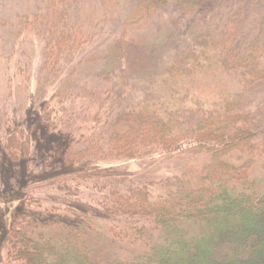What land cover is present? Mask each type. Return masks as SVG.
<instances>
[{"label":"trees","instance_id":"trees-1","mask_svg":"<svg viewBox=\"0 0 264 264\" xmlns=\"http://www.w3.org/2000/svg\"><path fill=\"white\" fill-rule=\"evenodd\" d=\"M28 1L32 6L36 0ZM124 1L135 5L129 26L144 30L168 9L198 13L205 0ZM86 2L52 0L45 17L32 9L19 14L20 24L40 27L45 34L46 63L59 76L96 40L94 28L75 19ZM241 22L234 18L220 24L218 36L201 33L186 53L159 68L146 66L138 72L134 67L119 77L107 68L105 92L112 99L95 115L89 103L82 104L81 127L80 111L68 104L81 95L67 91L47 101L35 127L19 125L17 114L10 112L1 118L0 111V147L18 167L27 161L34 177L0 246L7 263L264 264V188L258 177L264 161V107L256 110L252 99L253 93L264 91V27L253 36ZM112 55L119 59L116 47ZM28 72L21 68L25 82L32 78ZM231 77L235 85H229ZM99 92L105 94L95 91L92 99ZM74 124L78 132L61 130ZM87 138L90 145L79 149ZM59 139L62 147L53 154L49 145ZM149 159L161 170L142 175L116 163ZM171 160L185 161L187 167L167 174ZM40 166L50 172L42 180L36 176ZM3 174V194L16 192L14 174L10 180ZM40 182L69 190L68 197L79 204L96 200L109 218L133 226L132 233L117 236L142 240L147 226L140 222L145 220L169 233L133 259L96 257L89 243L93 218L58 230L59 220L44 221L30 210L48 203L37 192ZM85 187L94 191L88 202ZM66 209L84 216L76 207ZM188 220L198 222V233L184 227Z\"/></svg>","mask_w":264,"mask_h":264},{"label":"rangeland","instance_id":"rangeland-1","mask_svg":"<svg viewBox=\"0 0 264 264\" xmlns=\"http://www.w3.org/2000/svg\"><path fill=\"white\" fill-rule=\"evenodd\" d=\"M51 4L52 0H36L33 1L32 6L28 0H0V17L4 22H0V66L3 69V75L0 78L1 118L9 112L10 115L17 114L19 125L27 123L29 128L37 125L39 111L59 91L81 95L80 100L73 99L68 102L70 106L74 105L80 111L77 114L80 127L84 117L82 104L89 103L88 105L94 109V112H91L93 115L96 110H101L102 107L105 109V106L109 105L106 101L111 97L106 95L105 91L109 82L103 76L109 67L117 76H121L124 72H131L134 67L136 71L146 66L159 68L171 63L178 55L186 53V49L201 33H215L218 36L219 25L234 18L241 20L244 28L252 35H257L264 27V0H205L202 10L194 14L182 12L179 9H168L154 18L144 30L129 26L131 12L135 7L133 3L124 0H87L75 19L94 28L96 40L85 53L78 54L76 59L69 64L65 74L59 76L46 63L45 34L41 33L40 27H37V30L36 27L27 29L20 24L19 18V14L28 9H32L33 13L40 12L45 17ZM92 16L96 19L89 21ZM127 31H129L128 41L123 43V37ZM122 43L124 47H121ZM115 47L118 50L119 59L112 55ZM120 47L123 49L120 50ZM143 60L148 63L143 64ZM21 68L32 74L30 82L24 81ZM11 77L14 79L11 80ZM229 80H231L229 85H235L232 77ZM101 90L105 94L95 93L92 99L91 94ZM120 92V90H115L116 94ZM252 96L253 103L257 105L256 110L260 106L263 108L264 91L253 93ZM94 100L95 104H93ZM73 128L77 131L78 127L74 124L63 127L61 130L69 134V132H74ZM88 138L77 147L82 149L89 146ZM103 142L106 143L108 140L104 139ZM61 147L60 139L49 145L53 154H57ZM0 150H2L0 151V220L9 221L6 223L3 220L0 221L1 246L5 235L16 220L17 207L24 200L25 194L29 192L27 184L34 177H32L33 174L30 172L27 161L20 163L18 167L3 148L0 147ZM170 162L165 166L169 167L165 171L167 174L183 171L187 167L185 161L171 160ZM116 163L140 171L142 175L148 170H161V165L154 166L155 162L150 159L133 160V162L117 160ZM39 168L41 170L36 176H41L40 180L43 179L42 176L50 174L42 166ZM2 172L9 180L14 174L16 177H13L14 187H18L16 192L3 194L5 189H1V184L5 181V177ZM258 177L262 179L261 184L264 188V161L260 166ZM37 187L39 196H42L49 204L46 202L47 205L44 208H36V206L30 210H33L44 221L59 220L58 230L64 229L63 224L65 223L76 226L86 221L87 217L93 218L89 243L96 257L108 260L133 259L150 250L153 245L164 241L169 233L165 228L156 227L152 220H145L140 222V226L144 224L147 226L142 240L134 241L133 238L117 236V232L126 234L125 232L130 231L132 233L133 226L126 221L109 218L96 200L92 203L79 204L80 202L72 200L71 196L68 197L69 190L63 192L62 189L43 182H40ZM85 191L88 193L85 195V201L93 200L94 191L86 187ZM22 197L23 200H21ZM56 203L61 205V209H54ZM67 207H76L78 211L84 213L83 218L73 211L69 212ZM184 227L192 234L200 231V225L196 221H185ZM0 264H11L7 263L1 250Z\"/></svg>","mask_w":264,"mask_h":264}]
</instances>
